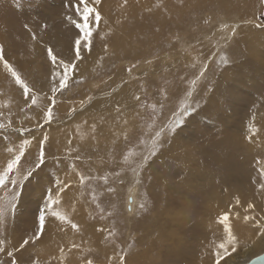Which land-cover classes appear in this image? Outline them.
Wrapping results in <instances>:
<instances>
[{"label": "rangeland", "instance_id": "obj_1", "mask_svg": "<svg viewBox=\"0 0 264 264\" xmlns=\"http://www.w3.org/2000/svg\"><path fill=\"white\" fill-rule=\"evenodd\" d=\"M103 1L94 5V0H88V5L96 7L104 26H112L120 16L119 10L115 9L117 1L108 0V6L100 7ZM143 1L144 6L135 7V13L130 12L125 16L129 22L125 30L120 27L124 25L121 21L117 23L119 28L112 26L116 30L115 36H122L130 34L131 29L134 33V24L140 29L145 22L150 23L148 35L144 38H138V34L131 38L120 37L132 48L131 51H124L122 48L117 49L114 42L107 39L111 35L99 33L93 14L89 15L87 21L83 20L76 11L80 0H0V46L4 59L28 84L30 96L36 99V103L32 104L21 86L15 83L3 61H0V122L11 120V126L0 129V172L5 170L7 162L13 158L15 150L24 140L31 141L19 169L10 173L5 183L0 185V212L3 213L0 217V246L5 248V252H0V264H11L13 257H9L7 251L18 249L23 239L36 232L39 215L45 211L49 190H52L53 197L57 195V181L64 186V191L59 193L62 203L55 207V211L68 219L60 221L51 211H45V228L41 238L22 250L14 251L18 264H71L70 254L76 255L77 261L82 264H88L89 261L91 264L97 263L99 259L109 257L107 254L105 257L99 255L98 241L104 243L106 248L111 247L118 255H128L141 248L138 242L141 234L160 241L158 227L153 226V221L161 225L162 220L167 224V230L163 231L165 246L175 244L173 250L186 242H189L186 243L187 247L192 246L196 236V233L192 235L195 232L193 211L180 212L186 218L180 227L181 221L176 223L175 228H178L179 236L183 238L178 237V242L171 224L173 214L164 211L162 217H158L164 206L166 189L159 181H154V173H161L163 179L169 176L166 171L169 170L172 154L178 152V142L181 140L192 147L212 143L209 149L213 150V143L219 141L224 132L235 133L261 123L264 130V76L261 77L257 72V64L250 62L249 71L236 70L235 73L234 70V73L231 71V79L226 77L228 69H234L243 60L250 59L247 51L238 57L235 55L237 42L234 39L239 36V32L244 27H255L264 32V0L248 7L236 5L235 8L225 10L216 2L209 1L207 5L204 3L187 10L186 16L183 13L179 26L165 16L170 14L167 0ZM193 1L182 2V6ZM180 2L175 0L177 4ZM80 8L82 11V4ZM226 15L233 21H240L238 25L241 28L236 29L235 34L224 30L227 25L219 26L221 21H214ZM161 19L167 21L165 27ZM84 23L88 25L85 30L92 33L91 51L82 46V58L77 61L75 40L84 34L77 25ZM219 29L222 32H217ZM49 47L54 50L58 61L75 65L74 70L68 71L67 87L55 93L52 89L58 88L62 66L51 61L47 54ZM214 52L218 54L215 60L217 66L208 69L205 67L209 66L207 59ZM145 53H149L148 58L143 56ZM182 53L184 56L180 59ZM163 56L168 59L163 60ZM201 69L205 71L203 76L198 73ZM238 73L255 81H241L238 86L236 83L239 81L234 80ZM128 91L133 93V99L137 101L139 97V100L134 113L137 124L131 126L128 132L122 131L125 139L122 140L123 137L119 135L111 138L105 132L88 131L86 126L97 129L102 125L104 117L100 115L103 113L101 102H114L115 97L123 96ZM126 105L132 104L127 102ZM207 106L212 111L204 113ZM49 107L52 108L53 119L45 123L43 114ZM200 112L203 116L199 115ZM129 120L132 122V117ZM254 120L255 123H250ZM177 121L182 123L177 124ZM187 122L190 126L185 131L182 125ZM221 122H227L230 128L221 125ZM243 122L245 124L241 128L234 129L233 126ZM179 128L182 134L179 136L182 138L175 137ZM157 133L160 135L157 136ZM44 135L48 136L44 144L45 162L35 168L40 141ZM9 148L14 152L10 153ZM249 152L246 151L243 157L244 152L235 150L242 164H248ZM261 156L264 158V151ZM171 166L174 170L172 181L185 179L183 169L176 166L179 170L176 171L175 163ZM29 170H33V174L24 179ZM81 177L84 178L83 182ZM137 179L142 200L139 208L131 215L123 199H126L128 186ZM12 180H16L17 184H13ZM188 195L192 197L191 193ZM261 196H264V190ZM141 205L144 207L141 208ZM195 207H199L198 204ZM224 212L218 211V217L212 218L213 223H221ZM244 213L250 216L249 210ZM255 218L256 221L253 220ZM258 219L254 214L245 220V225L256 227L255 230L247 231L256 236V250L242 254V249L235 242V257L223 264H241L264 252V229ZM72 223L77 224L78 229H73ZM146 223L152 225L144 232L142 224ZM129 225L132 230H129ZM262 225L264 227V222ZM171 228L172 235L167 234ZM225 245L231 249L229 241ZM217 252H213V256ZM159 253L155 252L153 259ZM57 257H64L67 262L57 263Z\"/></svg>", "mask_w": 264, "mask_h": 264}, {"label": "bare ground", "instance_id": "obj_2", "mask_svg": "<svg viewBox=\"0 0 264 264\" xmlns=\"http://www.w3.org/2000/svg\"><path fill=\"white\" fill-rule=\"evenodd\" d=\"M116 1H117L116 2L117 6H115L116 7L115 9L119 10L120 16L118 17V20L116 18L117 22L113 24L112 26L114 28L115 27L119 28V25L117 23L118 21H121V23L124 25H121L120 27L123 30H125L124 27H128L127 24L129 23L125 19V16L127 15V13H130V12L135 13L136 12L135 7L137 6L142 7L145 5V2L143 0H116ZM134 1L136 2L134 3ZM167 1H168V6L167 4L165 3L164 4L167 7H169L170 14L165 15V16L169 17V20H172L174 25L177 24L179 26V24L181 23L183 13L186 16L188 15V12H186L187 10H190L191 8L194 9V7L198 5H202L204 3H205L204 5H207L206 3L209 1L216 2L217 4L220 5L221 9L225 10V9H230L232 7L235 8L236 5H239L242 8L245 7V6L243 7V5H246L248 7L259 0H196V1L194 0L195 2L193 1L191 4H188L187 6H182L183 4L182 2H186L190 0H183V1L181 0V2L178 0V2H180L178 3L179 5L175 3V0H167ZM107 2L108 0H104L103 3L100 4V7L108 6L106 5ZM132 6H134L133 9L131 8ZM101 21L102 20L97 21L98 23L97 28H98L99 33L101 35H106V36L111 35V37H107V39L111 42H114V46L117 49L122 48L124 51H128V50L131 51L132 48L128 47L127 43L123 41L122 39H120V37L131 38L133 37L134 34L136 35L138 34V38H144L148 35L147 30H149L150 28L149 27L150 23L145 22L146 21L145 19L143 28L138 29V26L133 23L134 24L133 27L134 29H136L137 33H135L136 31L133 33V29H131L132 32L130 34H122V36H117L116 34L117 36L116 37L114 34V31L116 30H114L112 26H108L107 24L106 26H104L103 25L104 23H102L103 21L102 22ZM151 21H155V20L151 19ZM214 21L215 22L221 21L219 26H222V27L227 25V28H224V30L226 29L229 32H231L233 29L236 30V29L241 28V26L239 27L238 25L240 21L238 22L233 21L231 18H227V15L225 17H221L220 19L216 18ZM241 21L244 22L242 17H241ZM160 22L165 27V23L167 21L166 20L163 21L161 19ZM220 29L217 32H222V30ZM209 30H212V29H209ZM213 30L215 29L213 28ZM217 32L214 34H217ZM242 32L244 33L242 34ZM119 33L121 32L119 31ZM239 33L242 35L239 34L237 38L234 37L235 38L234 40L237 42V49L235 51V55L238 57L240 54H244V52L247 51L248 54L250 55V59L247 61L243 60L241 65H238V67H235L234 69L233 68L228 69L226 73L227 79H231V76H230L231 71L233 73H234V70H235V73H236V70L245 71L246 69L249 71L248 63L250 62L253 65L257 64L256 70L261 75V77H263L264 76V32L257 30L255 27H250V28L244 27ZM204 37H207V36H204ZM222 40H225V38H223ZM154 42H156V40ZM222 49L223 48H221L220 50ZM184 53L180 55V59L183 58ZM147 54L149 53H145L143 56L147 57ZM216 56H218V54L214 52L212 54V57H209L207 59L209 66H205L206 68L208 67V69H210V68L217 66V64L215 63L216 62L215 60H217ZM163 58L165 57L163 56L162 59ZM167 59L168 58L166 56V58L163 60H167ZM176 61L179 62V60H176ZM191 62H194V61L192 60ZM196 65L199 66L198 63H196ZM151 67L154 68L155 66L151 65ZM201 71L202 69L198 73L200 74ZM199 74H197L198 77H199ZM253 78H254V75H253ZM234 80L239 81V83H236L238 86H240L241 81L243 82L245 80L246 81L249 80L251 83L255 81L254 79H250L246 77L242 73L240 74L238 73L236 79ZM234 80L233 82H235ZM131 92L128 91L123 96L118 95L117 97H115L114 102L109 103V102L102 101L103 102L102 103L100 101L101 102L100 105L103 106L102 108L103 113L100 115L104 117L102 121V125L100 128H97V129L95 127L91 128L89 126H86V128L88 127V131H99L102 133L105 132L111 138L119 135L121 138L123 137L122 140L125 139L124 136H122L123 135L122 131L128 132L131 126H135L137 124V120L136 118H134V115H135L134 113L136 112L135 105H137L139 99L137 101L133 99L132 97L133 93ZM127 102H129V104H132V105L127 106L126 105ZM122 110L124 111L121 112ZM206 111H208L209 113L212 110H209L207 106L203 110V112L205 113ZM201 112L199 113V115L203 116V113ZM113 116H116V117L118 116V118H114ZM129 117H132V122H130ZM105 119H106V122H105ZM245 122H243L241 125L233 126L234 129L241 128L245 124ZM253 122L255 123V120L250 123H253ZM261 124L259 125L253 124L252 126H248L245 130L235 132V133L224 132L222 137L219 138L220 140L215 141L213 143L214 144L212 147L213 150L209 149L211 148L212 143L209 145H199V146L192 147V145H190L189 143H183L184 141L182 140H181L182 142L181 141L178 142L180 143L179 146L177 147L178 152H176L175 154L174 153L172 154L170 163L171 164L175 163L174 169L176 171H179L178 169H176L177 168L176 166L184 170L185 174H183V176L185 175V179L178 180V181H172L174 170L171 164H169L168 166L169 170L166 171L167 172L166 174L169 175L171 178L168 176L167 178L163 179V176L161 173L159 174L154 173V176H155L154 181H159L163 185V187H165L166 189L165 190L166 196L163 199L164 206L162 210L159 212L160 216L158 217L159 218L162 217V214L164 213V211L171 212L173 214V219H174L173 222L171 223L172 227H174V232H176L177 238L179 237L180 239H183L181 238L182 236L181 237L179 236L178 228L177 230L175 228L176 223L181 221V223L179 224V227L184 223L186 215L184 214L181 215L180 213L181 211H184V212L193 211L194 220H195L194 221L195 222L194 224L195 232H192V235L196 233L195 239L194 241H192L194 247L193 245L192 246L189 245V247H187L188 245L186 246V243H189V242H186L183 245L180 244L179 246L175 248V250H173L174 246H176L175 244L174 245L168 244L165 246L164 245L165 238L163 235V231L167 230L166 229L167 224L163 220L161 221V225L157 221H153L154 223L153 226L158 227L157 231H158V236L160 238V241L155 240V238H151L144 234L139 235L138 242L141 248L134 250L131 253H128V255H124L125 257L124 264H216L217 257L213 256V252L215 251L221 252L219 245L221 243L225 244L228 241V234L225 231L224 225L219 222H215L216 223L215 225V223H213V220H212L214 216L218 217L217 213L220 210H225L224 214H227L229 216L228 223L231 226L232 234L236 236L237 238L236 240V242L238 243L237 246H239L243 251L242 254H249L251 251L256 250L255 234L247 233L248 230H255L256 227H250L249 225H245L246 221L244 217L245 216L251 217L252 215L255 214L259 218L258 219L259 225L264 229L262 225V222H264V196H261L264 190V158L261 156V152L264 151V135H263L264 130L262 129ZM221 125H224L230 128L227 122H221ZM182 126H184L183 130L186 131L187 126H190V123L187 122L185 125H182ZM256 126H258L259 128L257 129ZM177 131L178 132L175 133L176 134L175 137L177 136L180 137L179 135L182 136L180 132V128ZM120 142L122 141L120 140ZM174 144L176 145V143ZM118 147H120V145ZM175 149L173 151H175ZM236 149H240L241 152H244L243 157L245 156L246 151H250L248 155V164H242V161L238 159V156L235 154ZM219 167L222 168V171H220L221 173L218 172ZM136 176L137 175H135V178H137ZM138 182H139L138 179L134 180L128 186L129 191L127 193L126 199H123V202L126 200L125 205L129 209L131 215L135 212L134 210L139 208V204L142 200ZM189 193L192 194L191 198L188 195ZM61 203L58 206H60ZM196 204H198L199 207L196 208L195 207ZM249 204L254 205V207L251 209L248 208ZM71 207L73 208V206ZM248 210L250 211V216L247 215V213L246 214L244 213L245 215H243V211H248ZM253 220L256 221V218ZM151 225L152 223L149 224V226ZM149 226H148V223H146V225L142 224V231L145 232L146 230H148ZM129 230H132V226L130 225H129ZM172 233H173V229L171 228L167 234L172 235ZM179 238H178V242H179ZM168 240L172 242L170 238H168ZM96 243H98V246L100 248L98 252L99 255L100 256L103 255V257L109 255V257H106L101 260L99 259L97 263L95 262L92 264H120L119 258L121 255H118L111 247L106 248L104 243H101L99 241ZM196 244L198 245L195 246ZM155 252L159 253V256L153 259ZM86 253H90V252H85L84 254ZM236 255H238V253ZM70 256H71V260L69 262L71 264H82L77 261L76 255L70 254ZM116 257H118V261H116L117 263L115 262ZM234 257H235L234 253H232L230 256H226L223 260H221L220 264H223L227 260H232V258ZM57 258L58 260L55 261L57 263L67 262V260L64 259V257H57Z\"/></svg>", "mask_w": 264, "mask_h": 264}, {"label": "snow or ice", "instance_id": "obj_3", "mask_svg": "<svg viewBox=\"0 0 264 264\" xmlns=\"http://www.w3.org/2000/svg\"><path fill=\"white\" fill-rule=\"evenodd\" d=\"M100 0H94V5L99 4ZM83 5V9L81 11L80 5ZM76 11L79 12L83 18L84 21H87L88 17L90 14H93L95 16L96 21L101 20V15L99 11L96 9L95 6L89 7L88 5V0H80V4L76 6ZM69 20H71V17H68ZM46 27V25H45ZM77 27L81 29V31L84 33L82 37L77 38L75 40V59L79 61L81 57V47L83 46L84 48L88 49L91 51V41L90 37L92 35L91 31L88 30L86 31L85 29L88 28L87 23L84 24H78ZM226 27V26H225ZM233 34H235V29L232 30ZM83 42V45H82ZM47 54L50 57L51 61L53 63H57L58 66H62V72L59 74V81H58V88L54 87L52 91L55 93L56 91H62L67 87V81H68V71L69 69H75V65L71 63H66L63 60L58 61L57 55L54 53V50L49 47L47 49ZM225 62H227V57L224 58ZM0 61H3L5 68L8 69V71L11 73L12 78L14 79L15 83L17 85H20L21 88L23 89V92L26 96H28L32 100V104L36 103V99L34 96H30V88L28 84L22 79V77L18 74V72L7 62V60L4 59L3 56V49L2 46H0ZM131 71V69H129ZM204 75V71L200 72V76ZM195 83V81H193ZM190 95V93H189ZM139 99V97H137ZM53 105H54V98H53ZM187 108L185 109V111ZM44 122L45 123H50L53 119V111L52 108L49 107L48 110L43 114ZM182 123V121H177V124ZM11 126V120H9L7 123L0 122V129L6 128ZM40 126V125H38ZM174 130V129H173ZM160 133H157V136H159ZM48 141V136L44 135L43 139L40 141V150H39V155L36 158L35 161V168H39L41 165L44 164L45 162V150H44V144ZM31 144L30 140H24V142L19 146L18 149L15 150L14 156L12 159H10L7 164L6 168L3 172H0V185H3L5 183V179L9 176L10 173H12L14 170H18L20 166L21 159L25 155L26 148ZM8 151L10 153L14 152L13 149L9 148ZM154 154V153H153ZM145 160L147 157L144 158ZM34 170V169H33ZM33 170H29L26 175L24 176V179H27L29 176L33 174ZM83 177H81V182H83ZM13 184H17L16 180L11 181ZM57 185L59 186V190L57 192V195L53 197L51 194V189L49 190V195L47 197V202L45 204V211H51V214L54 217H57L60 221H66L68 218L65 215H61L59 212L55 211V207L60 204V198H59V193L64 191V186L61 184L60 181H57ZM15 196V194H13ZM141 208L144 206L141 205ZM254 205L249 204L248 208H253ZM45 211H41L39 215V227L37 228L36 232L28 237L23 239V241L19 244L18 249H14L13 251H7V255L9 257H13L11 260V264H18V261L14 258V251H19L24 249L26 246H28L30 243L34 244L36 241H38L41 236L44 233V228H45ZM3 213L0 212V217H2ZM245 220L250 219V217L245 216ZM229 221V216L227 214H224L220 220V222L224 225L225 231L228 234V241L232 245L231 249L229 250V247H226L224 243H221L219 245V248L222 250L223 254L221 252H217V260L216 264H220V261L223 260L226 256H230L232 253L236 252V246L235 242L237 240L236 236L232 234V229L230 224L228 223ZM71 227L73 229H78V225L75 223L71 224ZM264 235V233H262ZM2 243V242H0ZM63 251V250H61ZM0 252H5V248L0 246ZM120 264H124L125 257L124 255L120 256ZM88 264H91V261L88 262ZM255 264H264V256L258 257L257 261Z\"/></svg>", "mask_w": 264, "mask_h": 264}, {"label": "water", "instance_id": "obj_4", "mask_svg": "<svg viewBox=\"0 0 264 264\" xmlns=\"http://www.w3.org/2000/svg\"><path fill=\"white\" fill-rule=\"evenodd\" d=\"M260 256H264V252L259 254V255H256L255 257L251 258L249 261L241 263V264H255V262L257 261L258 257H260Z\"/></svg>", "mask_w": 264, "mask_h": 264}]
</instances>
